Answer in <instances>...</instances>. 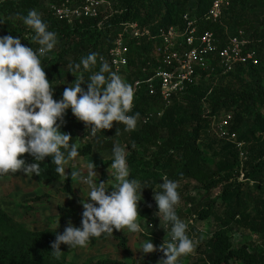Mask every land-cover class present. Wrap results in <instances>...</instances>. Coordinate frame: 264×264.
Instances as JSON below:
<instances>
[{
  "label": "trees",
  "instance_id": "obj_1",
  "mask_svg": "<svg viewBox=\"0 0 264 264\" xmlns=\"http://www.w3.org/2000/svg\"><path fill=\"white\" fill-rule=\"evenodd\" d=\"M47 1L59 5L66 0ZM67 1L75 6L82 2V0ZM212 1L109 0L113 9L117 11L110 20L104 19L105 16L102 14L96 19H84L71 25L57 21L46 9L47 17L44 21L49 25V30L58 34L55 54L49 53L41 57L46 77L50 82H53L52 86L55 88L53 99L62 97L61 81L66 78L67 80L74 79L75 75L80 76V72L72 70V65L79 63L81 57L89 53L95 52L98 57L106 56L115 38L122 32L123 25L137 23L139 27L150 32L153 40L129 38L127 41L128 67L121 74L131 85L136 81L140 85L132 115L139 113V117H143L151 113L152 108L160 106L159 98L150 96L146 87V80L153 75L155 63L152 53L155 46L158 45L155 37L159 30L170 27L182 30L183 16L187 15L198 22L200 32L211 31L216 39L224 43L227 36H238L241 27L235 28V26L241 25L245 11L253 13L260 10V7L264 8V0H230L229 6L222 10L220 21L214 24L203 20ZM38 7L39 0H20L17 4L2 5L0 7V37L7 35L20 37L26 46L37 48L38 45L33 42L30 30H19L14 24L19 17L26 15L31 9L37 10ZM256 18L260 20L259 16ZM19 22L22 20L19 19ZM225 29H228V34ZM242 34L243 38L250 42L248 50H255L258 65L236 66L230 73L223 75L225 78L236 81L246 68L251 70L250 74L256 75L253 69L260 66V53L264 49V23L257 25L251 32L244 30ZM87 48L89 52L84 53ZM98 70L99 67H96L91 71L83 72L84 79L87 80L91 74ZM216 72L219 71L216 70ZM203 81L205 80L202 78L198 85L187 88L185 94L176 98L173 104L165 110L161 119H154L143 127L138 126L136 131L131 133L125 132L123 125H116L114 122L111 129L98 132L95 137H91L90 143L82 144L78 134H88L86 126L83 122L77 121L71 112H67L64 116V123L60 131L70 134L73 142L78 145L80 156L72 162L73 166H78L80 160L90 157L93 146L98 151H106L112 148L113 140H119L127 146L128 165L132 175L138 178L145 187H149L148 189L156 187V171L164 172L165 176L178 181V183L189 181L201 186L206 197L220 189L219 196L206 203L194 218V220L207 221L214 217L215 209L217 205L221 204L220 202L227 203L224 218L205 243L204 257L208 264H230L233 261L242 264H264V253L257 252L251 244H242L235 248L232 241L234 224L253 234L264 230V94H261L260 82L255 77L251 79L252 91L241 94H237V91L232 90L227 83L219 82L218 85L207 87ZM81 86L86 90V84ZM204 96L213 113L220 114L226 111L230 115L231 120L228 127L230 133H235L237 142L243 143L248 149L250 155L245 156V163L241 169H238L240 167L237 163L239 151L232 144L216 139L213 141V145L219 148L216 169L212 172L204 168L200 160L201 153L197 147L200 134L204 127H207V122L200 115L199 107V100ZM183 100L186 102L181 103ZM188 121L197 123L192 132H184ZM149 150H153L151 155L155 162L153 168H148L144 162V156ZM25 161L27 164L34 162L32 157ZM110 163L111 160L97 167L101 171V182H106L103 171L109 168ZM40 168L44 169L40 176L33 175L28 178L42 184H61L62 193L74 196L71 179L64 181L55 172V165H52L50 157H46L40 163ZM70 173L71 169H66L65 174L70 176ZM20 174L24 175L22 172ZM241 175L243 181L239 182ZM153 177H155L154 180H152ZM250 182L253 183L251 189L248 187ZM28 200L37 201L38 197L24 200L20 207L30 209ZM188 201L194 203L193 199ZM153 203L155 204L154 201ZM251 203L254 204L253 213L250 212ZM69 209L59 207V215L49 219L48 227L41 231L28 229L0 209V264H127L115 259L71 261L69 259L71 254L82 248L69 249L63 244L60 250L64 254L59 260L54 259L50 253V246L55 241L56 234H62L67 227V225H61L62 215L65 213L74 215V212ZM138 211L142 217L141 222L144 221L143 218L145 220L152 219L151 210L142 201L138 204ZM177 214L179 215V213ZM73 226L80 227L81 224ZM151 240L157 248L160 246L157 239L152 237ZM107 241H114L119 250L125 253L129 252V239L122 230H114L112 236L104 235L94 238L86 247L97 242ZM162 258L163 254L155 251L150 253L147 264H158ZM200 264L205 263L201 262Z\"/></svg>",
  "mask_w": 264,
  "mask_h": 264
},
{
  "label": "clouds",
  "instance_id": "obj_2",
  "mask_svg": "<svg viewBox=\"0 0 264 264\" xmlns=\"http://www.w3.org/2000/svg\"><path fill=\"white\" fill-rule=\"evenodd\" d=\"M109 3L112 15L108 20L117 13ZM19 19L30 30L32 40L38 47L34 49L26 46L20 37H0V176L17 172H22L26 177L40 176L44 170L40 168V163L50 157L52 165H55V172L64 181L71 179L72 183L77 182L88 189L86 198L80 200L83 208L81 226L75 227L69 221L63 233L56 234L55 241L50 246L52 257L56 260L62 257V244L69 249L83 248L94 238L112 236L114 230L124 232L126 229L130 234L147 236L138 250L141 253L147 255L159 251L163 258L158 264H179L182 257L194 252L196 241L188 235L189 225L177 214V208L181 205L178 181L164 176L156 189L151 188L157 208L155 216L167 237L157 248L139 222L142 217L139 215L138 204L142 200L143 190L149 187H145L132 175L128 165L127 146L119 141L114 143L108 168L111 179L97 183L92 161L82 167L72 165L80 156L78 145L73 142L70 134L60 131L67 112H71L77 121L86 126L88 134H78L82 144L90 143L91 137H95L98 132L111 129L114 122L116 125H123L125 132L136 131L140 126L138 120L142 117H139V113L132 115L131 112L137 102L136 94L139 89L135 92L134 84L138 82L131 85L121 74L124 70L117 73L103 57H99L100 66H96L98 54L93 52L81 57L79 63L71 66L74 72L81 73L80 76L65 87L61 98L53 99L55 88L52 86L53 82L46 77L41 57L56 48L58 34L49 30V25L36 9L29 10ZM128 40L129 37L126 46ZM96 67L99 70L85 80L83 72ZM217 73L221 71H215L211 76ZM82 84H86V90ZM24 154L32 157L34 162L27 164L25 159L18 158ZM66 169H71L70 176L65 174ZM143 220L151 228L144 218ZM203 258L206 259L204 256ZM234 262L238 261L230 264ZM204 263L208 264L207 261Z\"/></svg>",
  "mask_w": 264,
  "mask_h": 264
},
{
  "label": "rangeland",
  "instance_id": "obj_3",
  "mask_svg": "<svg viewBox=\"0 0 264 264\" xmlns=\"http://www.w3.org/2000/svg\"><path fill=\"white\" fill-rule=\"evenodd\" d=\"M114 1V0H112ZM46 3L47 0H39V7L37 11L41 14L42 19H46ZM124 6V5H123ZM262 8V9H261ZM244 14V12H243ZM257 16H259L260 20H257ZM264 17V8L260 7V10L255 12H247L245 11L243 22L241 25H237L241 33L245 31H252L259 24H263ZM262 19V20H261ZM19 19L15 20V26L19 28V30H27V27L23 24V22H19ZM247 23V24H246ZM225 32L228 34V29H225ZM55 50V49H54ZM54 50L50 52V54H55ZM85 52H89V49L84 50ZM261 64L259 67L253 69L256 72V75L250 74L251 70L249 68L244 69L243 73L239 76V79L233 80L230 78H225L221 73H217L204 82L207 87H211L213 85H218L221 82L227 83L232 90H236L237 94L248 93L252 91V77L256 78L259 83V87L262 88L261 94H264V49L260 53ZM78 77L79 75H75ZM75 79V78H74ZM74 79H64L60 82L61 92L65 90V87L72 84ZM125 80V79H124ZM126 81V80H125ZM127 82V81H126ZM220 82V83H219ZM179 100V99H178ZM182 100V99H180ZM179 100V101H180ZM177 101V102H179ZM185 103L183 100L181 103ZM200 104V115L207 122V127L205 126L203 131L200 134L199 140L197 142V147L200 150L201 157L200 160L204 165V168L209 171H215L216 164L219 160V148H216L213 145L214 139L217 137L215 133V126L212 125L213 117L223 118L229 114L226 111L213 113L211 110V106L207 104L205 101V96L199 100ZM152 112H158L159 108H152ZM165 112V111H164ZM163 112V114H164ZM162 114V115H163ZM230 116V115H229ZM231 119V117H230ZM196 122L188 121L186 127L184 128V132H192L194 127L196 126ZM165 135V134H164ZM165 137V136H164ZM119 140H113V145ZM164 141V140H161ZM120 142V141H119ZM122 145L124 142H120ZM228 143V142H224ZM113 147V146H112ZM112 149V148H111ZM111 149L106 151H98L94 146L92 150L91 157L86 158L85 160H80L78 166H83L87 162H91L94 164V171L97 174V183L101 182L100 180V172L97 167L103 165L107 161H110L111 157ZM236 150V149H235ZM242 151L250 155L248 149L245 148V145L242 148ZM153 150H149L144 158L145 163L148 168H153L155 166V162L152 159ZM249 153V154H248ZM30 156L28 154H24L22 159H27ZM248 158V157H247ZM238 166L241 167L245 163V159H238ZM110 171V169H109ZM105 173L106 182L109 177L108 169L103 171ZM157 173V184L159 181L163 179L164 172L156 171ZM241 175L239 182L243 181ZM155 177L152 178L154 180ZM156 187L154 189L157 188ZM61 184H39L31 178H28L24 175H21L20 172L15 174H9L5 176H0V208L9 214L12 218L17 220L19 223L25 225L27 228L34 231H41L49 225V219L53 216L59 215V207L62 208H70L74 212L72 214H63L62 215V226H66L69 221H71L72 225L81 224V217L83 208L80 204V200L86 198L88 189L85 186L80 185L77 182H73V192L74 196H68L61 192ZM249 189L253 188V183L250 182L248 185ZM181 195V205L177 208V213L182 220H184L188 225V235L194 241H196V248L193 253L186 257H182L179 261V264H200L201 262L207 261L204 259L205 252V243L210 238V235L218 228L219 222L224 218V212L226 210L227 203H222L217 205L215 209L214 217L209 218L207 221H199L193 220L195 218L197 212L203 208L206 203L211 202L213 199L217 198L220 194V189L215 190L213 193L206 197L203 194L201 186L190 183L189 181H183L179 183V189ZM37 201L28 200V205L31 206L30 209L21 208L20 204L30 198H37ZM42 197L40 200L39 198ZM189 199H193L194 203L189 202ZM143 204L151 210L152 219L145 220L147 225H151V228L147 227L144 224V221L141 222L142 226L145 227L146 233H148L151 238H155L158 240L160 245L163 243L164 238L166 236L165 231L159 225V219L155 216L156 205L153 203V191L151 189L145 188L142 192V200ZM254 204L250 205V212L253 213ZM6 209V210H5ZM192 221V222H191ZM237 224H234L233 229V244L234 247L237 248L242 244H251L255 250L259 253H264V230H260L255 234L250 233L248 231H244L237 227ZM125 234L129 239V252L125 253L119 250L114 241L107 242H97L96 244L79 249L71 254L69 259L75 262H83L86 260L96 261L99 259H115L120 260L124 263L131 264H147L148 257L150 254H143L139 250L140 245L143 240L147 238L145 235H136L130 234L127 230H124ZM250 241V242H249ZM204 260V261H203ZM233 264H241L240 262H234Z\"/></svg>",
  "mask_w": 264,
  "mask_h": 264
},
{
  "label": "built area",
  "instance_id": "obj_4",
  "mask_svg": "<svg viewBox=\"0 0 264 264\" xmlns=\"http://www.w3.org/2000/svg\"><path fill=\"white\" fill-rule=\"evenodd\" d=\"M19 0H0V6L5 3H16ZM230 0H213L208 12L203 16L205 22L218 23L222 10L229 6ZM47 10L54 19L72 24L84 19H96L105 15L108 19L112 15L111 5L107 0H83L81 5L75 6L69 1L59 5L46 3ZM184 26L181 29L170 27L159 30L155 39L158 45L154 49L153 76L146 81L150 96H157L160 102L158 112H151L138 120V125L145 126L148 122L162 118L163 112L169 108L174 100L185 94L187 88L198 85L202 78H208L216 70L223 75L230 73L236 66H257L258 60L254 50H248L250 42L238 36H227L224 43L216 39L211 31H199L198 22L183 16ZM153 40L150 32L138 26L137 23L126 24L122 32L115 39L107 55L103 57L117 73L128 66V52L126 40ZM99 65V57L98 63ZM139 83L134 84V91L139 89ZM230 116L213 117L216 138L235 145L239 151V159H245L242 151L243 143L237 142L235 133H230L228 126Z\"/></svg>",
  "mask_w": 264,
  "mask_h": 264
},
{
  "label": "crops",
  "instance_id": "obj_5",
  "mask_svg": "<svg viewBox=\"0 0 264 264\" xmlns=\"http://www.w3.org/2000/svg\"><path fill=\"white\" fill-rule=\"evenodd\" d=\"M1 209V208H0ZM6 210V209H5Z\"/></svg>",
  "mask_w": 264,
  "mask_h": 264
}]
</instances>
